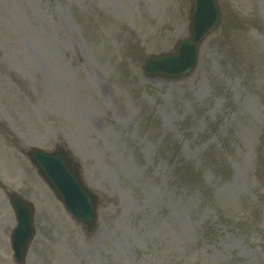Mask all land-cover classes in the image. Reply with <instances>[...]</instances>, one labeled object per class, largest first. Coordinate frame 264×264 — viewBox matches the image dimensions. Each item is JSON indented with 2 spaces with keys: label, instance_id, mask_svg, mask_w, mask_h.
<instances>
[{
  "label": "rangeland",
  "instance_id": "obj_1",
  "mask_svg": "<svg viewBox=\"0 0 264 264\" xmlns=\"http://www.w3.org/2000/svg\"><path fill=\"white\" fill-rule=\"evenodd\" d=\"M219 1L168 82L142 65L188 36L190 0H0V264L2 189L35 205L25 264H264V0ZM61 145L99 194L91 235L23 153Z\"/></svg>",
  "mask_w": 264,
  "mask_h": 264
},
{
  "label": "water",
  "instance_id": "obj_2",
  "mask_svg": "<svg viewBox=\"0 0 264 264\" xmlns=\"http://www.w3.org/2000/svg\"><path fill=\"white\" fill-rule=\"evenodd\" d=\"M190 3L189 36L180 39L173 52L151 55L146 59L143 71L148 78L177 81L188 77L196 69L200 47L220 26L222 13L219 0H190ZM26 155L72 217L83 224L88 233L95 232L98 227L99 198L85 185L80 164L74 160L71 152L63 147L53 152L31 148ZM11 204L18 220L12 236V247L16 261L22 264L35 234L34 207L17 194L11 195Z\"/></svg>",
  "mask_w": 264,
  "mask_h": 264
},
{
  "label": "flooded vegetation",
  "instance_id": "obj_3",
  "mask_svg": "<svg viewBox=\"0 0 264 264\" xmlns=\"http://www.w3.org/2000/svg\"><path fill=\"white\" fill-rule=\"evenodd\" d=\"M2 187L4 188V185H2ZM5 189V188H4Z\"/></svg>",
  "mask_w": 264,
  "mask_h": 264
}]
</instances>
